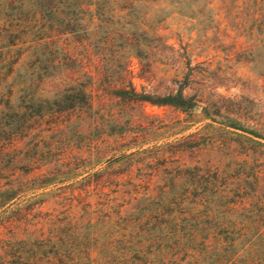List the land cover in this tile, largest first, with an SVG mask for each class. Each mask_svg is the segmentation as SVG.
I'll return each instance as SVG.
<instances>
[{
	"label": "trees",
	"instance_id": "1",
	"mask_svg": "<svg viewBox=\"0 0 264 264\" xmlns=\"http://www.w3.org/2000/svg\"><path fill=\"white\" fill-rule=\"evenodd\" d=\"M110 1L0 0V264H264V128L234 122L225 156L186 161L223 143L200 128L148 136L113 112L95 120L97 97L197 106L180 86L137 91L125 68L95 92L105 70L88 68V45L127 7ZM232 1L258 13L263 46L264 0ZM55 74L52 96L40 94ZM88 123L93 138L78 128ZM108 137L114 152L92 158Z\"/></svg>",
	"mask_w": 264,
	"mask_h": 264
},
{
	"label": "rangeland",
	"instance_id": "2",
	"mask_svg": "<svg viewBox=\"0 0 264 264\" xmlns=\"http://www.w3.org/2000/svg\"><path fill=\"white\" fill-rule=\"evenodd\" d=\"M109 3L116 6L123 3L127 7L115 9L111 22L96 31L88 45L93 52L85 59L88 68L105 70V76L100 75L94 84L103 90L95 92L107 90L101 83L120 80L119 72L125 68L137 91L162 93L180 86L184 94L197 99V106L180 110L147 101L127 103L97 97L95 120L106 119L108 116L104 114L113 112L119 124H132L135 130L148 131V136L161 137L180 130L173 135L178 137L200 128L201 137L212 136L221 143L235 137L231 130L238 129L230 125L234 122L264 128V45L259 41V15L254 9L244 3L236 6L232 0H111ZM105 31L111 35L106 41ZM126 42L132 47L125 45ZM96 52L103 54L96 57ZM58 75L50 78L39 93L52 96L59 85ZM12 99L19 102L20 96L16 93ZM206 123L210 124L205 126ZM78 128L92 138L99 130L98 125L93 128L89 123ZM37 131L35 127L32 139L38 137ZM39 135L43 136L42 145L52 137L48 131ZM224 143L198 152L186 151L183 158L189 161L196 156L223 157L228 152ZM114 146L112 137L97 140L91 148L92 158L102 155L107 158L114 152ZM55 152L46 151V154ZM103 164L105 161L100 163Z\"/></svg>",
	"mask_w": 264,
	"mask_h": 264
}]
</instances>
